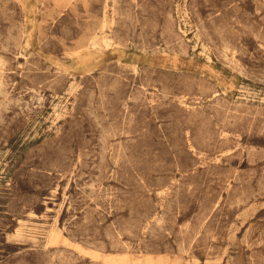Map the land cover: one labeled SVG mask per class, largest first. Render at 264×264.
Wrapping results in <instances>:
<instances>
[{
	"label": "rangeland",
	"instance_id": "obj_1",
	"mask_svg": "<svg viewBox=\"0 0 264 264\" xmlns=\"http://www.w3.org/2000/svg\"><path fill=\"white\" fill-rule=\"evenodd\" d=\"M0 264H264V0H0Z\"/></svg>",
	"mask_w": 264,
	"mask_h": 264
},
{
	"label": "bare ground",
	"instance_id": "obj_2",
	"mask_svg": "<svg viewBox=\"0 0 264 264\" xmlns=\"http://www.w3.org/2000/svg\"><path fill=\"white\" fill-rule=\"evenodd\" d=\"M3 108V107H2ZM153 232V231H152ZM60 257V256H59Z\"/></svg>",
	"mask_w": 264,
	"mask_h": 264
}]
</instances>
